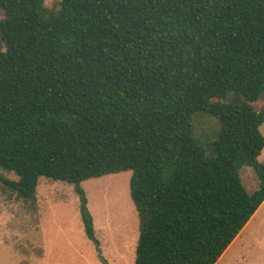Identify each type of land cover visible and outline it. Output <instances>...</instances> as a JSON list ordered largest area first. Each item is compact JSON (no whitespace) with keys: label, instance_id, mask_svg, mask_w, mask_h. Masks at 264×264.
Masks as SVG:
<instances>
[{"label":"trees","instance_id":"1","mask_svg":"<svg viewBox=\"0 0 264 264\" xmlns=\"http://www.w3.org/2000/svg\"><path fill=\"white\" fill-rule=\"evenodd\" d=\"M0 166L24 199L132 171L135 264H216L264 204V0H0ZM219 125L206 156L196 116ZM259 187L249 192L240 170Z\"/></svg>","mask_w":264,"mask_h":264},{"label":"rangeland","instance_id":"2","mask_svg":"<svg viewBox=\"0 0 264 264\" xmlns=\"http://www.w3.org/2000/svg\"><path fill=\"white\" fill-rule=\"evenodd\" d=\"M60 1L45 0V7L58 10ZM256 106L264 108V97ZM195 130L209 156V143L219 130L217 120L200 113ZM261 131L264 135V124ZM259 159L264 161V151ZM240 175L249 192L258 189L252 167L244 166ZM131 178L132 171L125 170L82 182L101 242L99 251L84 230L73 184L41 177L36 199H24L7 183L17 175L0 166V264H135L140 218ZM219 264H264V204Z\"/></svg>","mask_w":264,"mask_h":264},{"label":"crops","instance_id":"3","mask_svg":"<svg viewBox=\"0 0 264 264\" xmlns=\"http://www.w3.org/2000/svg\"><path fill=\"white\" fill-rule=\"evenodd\" d=\"M249 223V222H248ZM94 226H95V223H94ZM247 226V225H246ZM245 226V227H246ZM84 227V226H83ZM244 227V228H245ZM243 228V229H244ZM243 231V230H242ZM241 231V232H242ZM240 235V234H239ZM239 235L235 238V240L231 243V245L228 247V249L224 252V254L222 255V257L219 259V261L216 263V264H219L220 263V261L225 257V255H226V253L233 247V245L237 242V239H238V237H239Z\"/></svg>","mask_w":264,"mask_h":264}]
</instances>
